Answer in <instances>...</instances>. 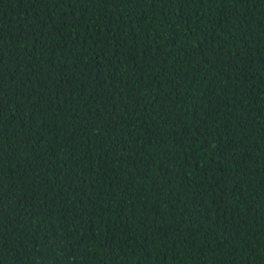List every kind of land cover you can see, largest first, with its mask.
I'll return each instance as SVG.
<instances>
[{"label": "trees", "instance_id": "16d2710c", "mask_svg": "<svg viewBox=\"0 0 264 264\" xmlns=\"http://www.w3.org/2000/svg\"><path fill=\"white\" fill-rule=\"evenodd\" d=\"M0 264H264V0H0Z\"/></svg>", "mask_w": 264, "mask_h": 264}]
</instances>
